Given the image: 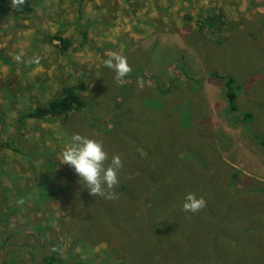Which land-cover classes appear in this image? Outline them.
<instances>
[{
  "label": "rangeland",
  "instance_id": "obj_1",
  "mask_svg": "<svg viewBox=\"0 0 264 264\" xmlns=\"http://www.w3.org/2000/svg\"><path fill=\"white\" fill-rule=\"evenodd\" d=\"M88 6L113 19L86 20ZM33 9L17 18L0 6V264L21 247L22 264H44L50 245L68 263L264 264V0ZM111 53L130 69L119 80L104 64ZM68 87L83 112L19 129L20 114ZM73 134L102 142L105 166L120 157L113 198L92 196L61 164ZM189 193L205 200L195 214L183 210ZM13 229L19 242L1 249Z\"/></svg>",
  "mask_w": 264,
  "mask_h": 264
},
{
  "label": "clouds",
  "instance_id": "obj_2",
  "mask_svg": "<svg viewBox=\"0 0 264 264\" xmlns=\"http://www.w3.org/2000/svg\"><path fill=\"white\" fill-rule=\"evenodd\" d=\"M106 67L116 74V79L123 78L129 71L127 60L116 53L109 54L104 61ZM61 164L70 167L79 177V182L92 196L113 198L110 191L119 182L118 170L122 167L119 156L112 157L110 164L108 154L104 150L102 142L80 134H73L70 138V146L61 154ZM205 206L203 197L197 198L189 193L185 197L183 210L195 214Z\"/></svg>",
  "mask_w": 264,
  "mask_h": 264
},
{
  "label": "trees",
  "instance_id": "obj_3",
  "mask_svg": "<svg viewBox=\"0 0 264 264\" xmlns=\"http://www.w3.org/2000/svg\"><path fill=\"white\" fill-rule=\"evenodd\" d=\"M12 6V12L14 17L23 18L25 16H29L34 12L33 9V0H6ZM87 39V37H86ZM56 41H59L62 46V51L65 52L70 47V42L62 39L61 37H55ZM216 79H221V77L217 75H212ZM224 80V78L222 79ZM235 81L232 78L225 79V87H226V97L228 104L230 105V112H236L237 106L235 104V100L237 99L236 90L234 88ZM76 88L68 87L64 90L63 95L60 98L54 99L48 103L45 107H39L29 113L20 114L19 119V129L22 130L23 126L29 121H45L49 119H62L68 118L73 113H81L85 109V101ZM250 119L249 115H246L243 119L244 122ZM2 119L0 120V122ZM3 127V125L1 124ZM262 147H264V141L261 142ZM2 147L10 149L8 145H2ZM14 152L22 153L19 149H15ZM22 233V229H13L8 230L7 234L4 237V241L2 243L1 249L7 248L9 245L17 244L20 240V234ZM44 248L46 246L44 245ZM51 255L45 249L44 251H40V257L38 260L40 262H44V264H84L83 262H66L64 261L59 254V251L56 246H51ZM19 254V255H18ZM12 256L9 260L11 264H22V247L20 249H12ZM1 264H9L7 262H2Z\"/></svg>",
  "mask_w": 264,
  "mask_h": 264
},
{
  "label": "crops",
  "instance_id": "obj_4",
  "mask_svg": "<svg viewBox=\"0 0 264 264\" xmlns=\"http://www.w3.org/2000/svg\"><path fill=\"white\" fill-rule=\"evenodd\" d=\"M33 3H34V0H33ZM96 3H99V0H96ZM1 5L4 7V9L8 8L10 10V14L14 17L13 12H12V6H11V4L8 1H6V0H0V6ZM100 10H101V4L99 5V8L96 9V11L99 13ZM84 14H88L89 15V16L87 15L86 20L94 19V17H97L98 16V15H96V12L94 14L93 11L90 10V6L86 7V13H83V15ZM90 14L91 15H94V16H91ZM104 15L106 17H104ZM97 18L99 20H104V19H107V20H110L111 19L112 20L113 19V18L108 17L106 14H100ZM27 264H30V263L27 262Z\"/></svg>",
  "mask_w": 264,
  "mask_h": 264
}]
</instances>
